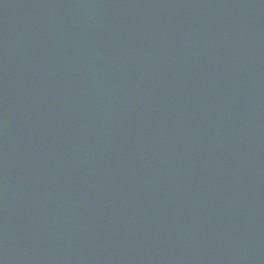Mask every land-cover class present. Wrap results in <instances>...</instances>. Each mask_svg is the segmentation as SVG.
<instances>
[{
    "label": "water",
    "instance_id": "1",
    "mask_svg": "<svg viewBox=\"0 0 264 264\" xmlns=\"http://www.w3.org/2000/svg\"><path fill=\"white\" fill-rule=\"evenodd\" d=\"M0 264H264V0H0Z\"/></svg>",
    "mask_w": 264,
    "mask_h": 264
}]
</instances>
